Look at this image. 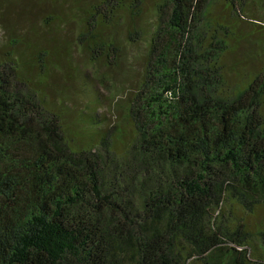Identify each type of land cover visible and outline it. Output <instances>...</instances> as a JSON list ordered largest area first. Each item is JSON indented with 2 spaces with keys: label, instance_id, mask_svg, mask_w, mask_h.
Returning <instances> with one entry per match:
<instances>
[{
  "label": "trees",
  "instance_id": "16d2710c",
  "mask_svg": "<svg viewBox=\"0 0 264 264\" xmlns=\"http://www.w3.org/2000/svg\"><path fill=\"white\" fill-rule=\"evenodd\" d=\"M74 4L55 25L75 27L62 55L73 46L103 69L88 77L116 120L63 123L39 89L60 49L26 44L24 61L11 38L0 52V264H264V221L252 234L248 218L264 209V0ZM244 21L254 41L237 33Z\"/></svg>",
  "mask_w": 264,
  "mask_h": 264
},
{
  "label": "rangeland",
  "instance_id": "374dc122",
  "mask_svg": "<svg viewBox=\"0 0 264 264\" xmlns=\"http://www.w3.org/2000/svg\"><path fill=\"white\" fill-rule=\"evenodd\" d=\"M74 2L75 0H0V52L10 50L11 38L19 39L24 44L15 49L19 56L22 55L24 61L28 57L25 53L26 44L31 47L30 53L34 47H45L47 50L53 47L60 49V54L55 52L51 54V61L54 64L43 74V83L39 84V89L42 90L44 98L46 97V103L55 109L66 111L62 120L67 125L76 123L80 126L81 117L97 116L100 122L108 126L115 122L116 112L112 106H109V101L106 99L108 95L102 92L104 89L88 77L92 71L96 74L101 73L103 69L89 66L73 46H67L66 57L62 55L65 52L64 46L71 42L75 27L72 23H64L59 27L55 25H60L57 21L62 20L64 15L66 17L73 10ZM49 16L57 19L47 26L44 20ZM56 28H60V32ZM108 33L110 36L113 34L110 31ZM237 33L245 35L252 41L257 38V35L252 33V25L249 21L241 22L237 26ZM114 35L120 44L124 45L123 28H117ZM64 41L67 43L64 44ZM247 46L246 44L245 47ZM124 47L125 54L139 50L138 47ZM239 53H236L235 59L243 60V56ZM232 60H234L233 56ZM138 63H134L136 68L131 71V80L140 75ZM26 67V76L40 83L41 80L32 72V66L27 64ZM109 78L112 83L115 82L114 76ZM96 89L102 91L96 92ZM99 98L101 103L98 106L94 105ZM100 127L103 128L102 125ZM99 130L101 129L95 131ZM248 218L251 233L254 234L257 223L264 221V209Z\"/></svg>",
  "mask_w": 264,
  "mask_h": 264
}]
</instances>
